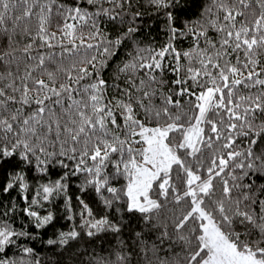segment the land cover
<instances>
[{"label": "snow or ice", "instance_id": "obj_1", "mask_svg": "<svg viewBox=\"0 0 264 264\" xmlns=\"http://www.w3.org/2000/svg\"><path fill=\"white\" fill-rule=\"evenodd\" d=\"M86 2L96 5L100 0ZM108 2L122 6L118 0ZM124 3L131 7V0H124ZM149 3L158 10H167L178 8L180 0H149ZM54 6L57 15L65 21L87 23L92 19L79 5V0L68 7L59 0H0V43L6 40L11 45L13 33L19 27L30 39L22 49L27 60L33 59L30 53L34 45L53 48L55 45L51 41L57 34L49 33L48 27ZM100 14L109 16L110 20L118 18V14L110 15V10L102 7L96 13ZM165 14L171 33L169 43L147 57L138 52L131 62L118 66L114 78L120 80L123 74L126 86L114 84L116 95L110 100L107 99L109 85L102 72L108 67L109 58L117 55L115 49L121 41H106L107 46L85 43L103 35L97 24H92L95 32L77 36V25L65 22L60 34L70 38L71 45H61L65 53L72 55L79 47H102V51L90 58L73 60L67 67L56 64L53 56L41 53L36 57L35 68L0 88V169L6 164L31 166L33 160L35 170L40 173H46L49 165L67 169L60 179L41 185L45 200L53 193L66 192L64 181L70 176L84 174L81 191L94 188L107 208L124 201L128 213H140L146 222L153 219L152 213L158 214L165 207V203L151 198L150 193L158 189V196L165 202L170 198L176 206L182 207L180 214L173 217L175 239L165 226L158 240L161 246L166 240L178 242L183 253L173 252L174 259L157 255L158 264H264V183H257L264 180V150L257 151L259 143L255 138L249 140V147L243 152L234 150L233 135L264 139V79L260 78L264 75V0H209L201 17L195 22H186L182 28L176 27L177 18L171 11ZM33 18L36 20L34 35L30 26ZM210 29L219 40L209 36ZM135 31L134 27H129L124 35L131 36ZM185 34L192 35L194 44L191 50L179 52L171 41ZM77 39L79 45L75 43ZM15 51L0 50V61ZM172 54L175 66L165 65L166 56ZM182 59L188 63L182 65ZM50 64L55 65L54 69L49 70ZM37 68L43 69L47 79L35 78L33 74ZM166 68L175 74L174 79L164 78ZM138 71L145 78L137 82L135 74ZM61 74L67 83L59 81ZM9 77H13L10 70L6 74L0 72V80ZM86 78L90 82L81 85ZM16 80L21 83L17 85ZM241 85L249 89L260 86L261 91L254 96L237 95L235 89ZM6 89L14 94L9 95ZM161 89H168L169 94L164 95ZM157 95L162 97L159 105L153 103ZM184 95L195 98L194 103L189 102L191 115L183 110L180 100L174 99V96ZM137 108L143 113V119L138 117ZM24 109L30 111L25 114ZM240 109L242 112L238 111ZM145 121L154 122V126H147ZM203 125L209 126L210 135ZM134 137L139 139L133 140ZM213 141H223L218 151L232 150L214 156L206 173L186 163L185 157H195L202 151L200 145L212 148ZM57 145L59 151H49ZM241 156L244 159L232 167L246 168L243 176L237 177L231 171L226 173L230 162ZM109 166L114 169V176L125 178L122 188L110 186L111 177L104 171ZM174 166L179 187L172 182ZM222 174L230 176L232 183ZM9 177L2 189L4 193L17 184L21 190L27 189L22 174L9 173ZM245 177L250 182H237ZM217 178L222 184L219 195ZM104 191L110 198L103 196ZM77 199L91 217L88 205L79 197ZM37 203V199H32L23 211L35 218L36 227L40 228L49 224L53 216L40 217L31 210V205ZM81 227L88 229L85 235L90 238L101 232L119 233L121 230L106 216L85 220ZM24 235L27 233L16 232L6 224L0 226V264H24L23 259L18 262L7 253L9 246L16 243L14 237ZM80 235L75 229L61 233L59 243L67 245ZM140 235L136 233L137 238ZM56 242L48 241L49 244ZM151 250L154 254L164 251L156 244ZM32 252L31 248L23 249L25 256ZM129 256L130 253L120 252L115 253V260L95 256L91 264H130Z\"/></svg>", "mask_w": 264, "mask_h": 264}, {"label": "trees", "instance_id": "obj_2", "mask_svg": "<svg viewBox=\"0 0 264 264\" xmlns=\"http://www.w3.org/2000/svg\"><path fill=\"white\" fill-rule=\"evenodd\" d=\"M59 3L64 4L66 7L73 6L74 0H59ZM118 3L122 6H117V3H109L108 0H100V3L96 5H88L86 0H79V5L86 9L87 12L92 16V19L85 21H65L63 17L57 15L56 7H53L52 20L48 27L49 33L55 32L56 38L51 42L55 45L53 48H38L34 45L31 51L32 60H27L22 49L30 39L25 35L19 27L16 28L13 33V39L11 45L6 40L0 43V50H6L12 52V49L17 51L13 52L11 56H6L0 61V72L11 71L13 77H9L5 80H0V88L4 87L5 84L12 82V79L16 76L24 77L26 71L30 68H35L38 61L36 57L39 54L45 56H53L56 64H62L64 66H70L73 60H80L84 58H90L92 55H98L99 51H102V47L88 49L86 47H79L77 52L69 55L63 51V46L70 47L68 41L70 38L63 37L60 34V29L63 27L65 22L74 23L77 25L76 35L88 36L90 32H95L96 29L92 27L93 22L97 24L100 31L103 33L102 36L98 35L96 39L86 40L85 43H92L94 45H106V41H121L120 45L115 49L117 55L109 58L108 67L102 72V77L108 82L107 99H112L113 95H116L115 88L112 87L114 84H119L122 88L126 86V81L121 74L120 80H115V74L118 66H122L124 63L131 62L137 53L141 56H150L155 52H158L170 41L171 33L169 31V21L166 11H171L177 18L176 27L182 28L186 22H195L201 17V13L208 6L209 0H180L178 8L157 9L155 5L149 3V0H131V7L128 3H124V0H118ZM109 9L110 15H117L116 20H110L107 15H96L100 8ZM179 9H183L180 11ZM136 13H140L136 16ZM19 14V12H17ZM30 26L33 31V35L36 30V20L33 18L30 21ZM9 29L12 28V22L8 23ZM129 27H134L136 31L131 36H125ZM209 36L219 40V36L209 30ZM77 45L80 44L79 39L75 41ZM173 47L179 52L189 51L192 49L194 40L191 34H185L178 36L177 39L171 41ZM201 46H203V39H201ZM143 50V51H141ZM165 65L175 66L174 54L167 55L163 61ZM188 61L186 59L181 60L182 65H186ZM81 66V65H78ZM199 67L198 64L195 65ZM55 65H48L49 70L54 69ZM91 70V69H90ZM35 78L47 79L43 69L37 68L33 74ZM75 75V73H74ZM137 82L139 79L145 77L142 76L141 72L138 71L135 74ZM164 78L172 80L175 78V74L170 71V68H166L164 72ZM264 79V75L260 77ZM60 82L67 83V80L63 78L61 74L58 77ZM90 80L86 78L81 81L82 84L89 83ZM20 80H16V84L19 85ZM191 83V82H189ZM73 87H79V85H73ZM171 87L177 88L178 86L172 85ZM237 95H257L261 91L260 86L245 88L243 85L237 86L235 89ZM9 95H12L11 89H6ZM164 95H168V89H161ZM198 92L199 89H196ZM133 93L135 90L133 89ZM19 97L18 93H15ZM162 97L157 95L154 98L153 103L159 105ZM174 99L180 100L183 110L192 114V101L195 102L194 97L188 95L174 96ZM235 99V97H234ZM147 102V101H146ZM241 103H245L241 101ZM13 107H20V105H14ZM243 109L238 111L242 112ZM25 114L30 109H24ZM138 117L143 119V113L136 109ZM176 111V109H173ZM219 121L218 117H214ZM225 123L228 122L227 116L224 117ZM240 124V121H234ZM122 123V121H121ZM149 127L154 126V122L145 121ZM259 123V121H257ZM206 132L210 135L209 126L203 125ZM235 139L234 150L243 152L249 147L250 139H257L259 147L257 151L264 150V139L260 137H254L252 135L245 137L236 135L233 133ZM139 137H134L133 140H138ZM223 141H213V147L207 148L200 145L202 151L197 153L195 157H185L186 163L192 164L194 167H200L202 173H206V169L210 166L211 160L214 156H220L232 149H222L218 151ZM134 147H140L135 145ZM256 147V146H253ZM49 151H59V145L55 149L49 148ZM184 156V153L181 152ZM241 156L236 161L230 162V167L226 169V173L231 171L237 177L243 176V173L247 169L234 168L232 165L243 160ZM66 163H74L65 161ZM202 162V167H201ZM35 160L31 166L27 164H19L16 167L10 165H4L3 169H0V226L5 224L10 226L16 232H25L27 235L20 236L14 239L16 243L9 246L7 249L8 256L18 262L23 259L24 264H91L93 257L103 256L105 258L115 260V253L120 252L121 254H129L130 264H158L156 259L157 255L161 258L167 256L168 259H174L173 252L183 255L181 252V245L173 243L172 241L166 240L161 246L158 237L165 230V226L169 234L175 239V231L173 227V217L178 216L182 211L181 206H176L174 202L169 198L168 202L164 201L163 197L158 196V189L150 193L152 199H156L159 202L165 203V207L162 208L159 213H152L153 219L150 222H146L143 215L140 213H128L124 201H120L112 208L105 207L103 200L99 195L96 194L94 188L88 187L84 191H81L85 175L78 174L77 176H70L64 183L67 184V189L58 193H53L47 200H45L44 193L41 185L50 184L64 174L67 169L61 168L59 165L48 166L46 173H40L35 170ZM89 164L92 162L89 161ZM105 173L108 174L110 179V186L120 189L126 183L123 176H114V169L109 166L106 168ZM176 166L172 173V182L176 183L179 187V181L176 180ZM9 173L15 174L20 173L24 176V183L27 184V189L21 190L19 184L15 185L13 189L9 190L8 193L2 191L3 186L7 183ZM224 179H228L232 183L231 177L222 174ZM254 179V178H253ZM238 183L250 182L247 177L244 180H238ZM217 185V194L219 195L222 184L219 182V178L215 181ZM257 183H264V180L257 181ZM105 198H110V194L106 191L103 192ZM82 199L88 208L92 211L90 220L100 219L107 217L112 223L120 226V232L115 233L111 231L98 233L95 237H88L85 235L87 228L81 227L84 224V217L87 212L83 209L80 204ZM37 199L38 203L31 205V210L36 211L40 217H45L49 214L53 216V220L45 225L44 227H36L35 218H31L23 211L28 208L31 204L32 199ZM126 199V198H125ZM67 202V203H66ZM70 206V207H69ZM119 208L120 211H116ZM11 209V210H10ZM7 212V215L4 213ZM71 216V219L68 217ZM155 225V227L153 226ZM75 229L81 235L76 240H71L67 245H61L59 238L61 233H67ZM139 232L141 235L137 238L136 233ZM57 241L54 244H49L48 241ZM156 244L164 249L156 254L152 252V246ZM24 248L33 249L32 254L25 256L23 253ZM2 255V254H0Z\"/></svg>", "mask_w": 264, "mask_h": 264}, {"label": "rangeland", "instance_id": "obj_3", "mask_svg": "<svg viewBox=\"0 0 264 264\" xmlns=\"http://www.w3.org/2000/svg\"><path fill=\"white\" fill-rule=\"evenodd\" d=\"M91 218L86 214L85 217H84V221L85 220H89V221H94V220H90Z\"/></svg>", "mask_w": 264, "mask_h": 264}]
</instances>
